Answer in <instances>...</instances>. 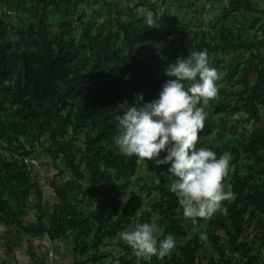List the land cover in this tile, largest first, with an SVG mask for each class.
<instances>
[{"label": "trees", "instance_id": "trees-1", "mask_svg": "<svg viewBox=\"0 0 264 264\" xmlns=\"http://www.w3.org/2000/svg\"><path fill=\"white\" fill-rule=\"evenodd\" d=\"M17 1L19 7L25 6L23 9L33 16L50 8L60 12L59 5L76 10L85 2ZM229 8L254 11L248 2L239 0H230ZM69 27L66 22L61 25L64 30ZM114 27L111 21L95 29L87 24L82 30V40L76 41L68 32L62 31L52 39L43 26L35 23L13 28L8 33L0 21V140L6 143L8 153L30 156L31 151L41 145L40 139L48 135L53 142L46 151L52 161L65 155L64 165L74 181L56 190L57 202L47 223L42 222L45 217L40 214L28 233L35 238L45 235L56 241L68 232H75V251L80 256L93 252V257L73 264L101 263L104 256L100 249L104 239L127 229L133 211L130 201L120 203L122 192L116 189L115 181H124L128 185L140 160L135 156L126 158L118 154L113 139L117 134L115 116L121 114L119 105L125 101L129 106L136 104L140 94L144 103L158 98L162 86L169 79H175L165 73L168 65L177 58L186 59L192 51H206L209 65L219 74L227 71L230 78L236 77L234 82L240 86V91L234 95L233 105L227 100L225 90H219L218 98L210 101L205 127L199 133L198 149L204 146V141L214 130L215 115L228 110L242 111L254 123L264 121V56L259 53L264 39H233L221 29L218 41L211 39L208 42L204 33H191L182 26L177 33V47L167 54L165 46L172 35L167 28H149L147 25L139 29L133 22H118L114 33ZM228 54H231L228 61L220 59V56ZM244 54L248 55V65L240 63ZM67 126L77 132L86 131L83 150L74 151L69 142L62 140L67 134ZM56 138L62 141H56ZM247 142V151L260 166L264 162L259 157V151H264V136L252 135ZM215 152L219 157L227 149L220 148ZM166 155L162 152L160 158ZM77 157L78 163L75 164ZM82 165L86 175L81 172ZM169 168L170 164L158 166L159 171H165L163 182L170 175ZM30 174L31 170L18 160L0 156V214L6 224H18L24 215L32 188ZM82 181L87 183L86 187ZM227 183H231L236 199L234 202L225 201L227 214H215L212 222L224 233L231 254H238L246 260L243 264H255L256 256L250 255L251 247L240 239L247 230L255 227L261 232L264 242V186L250 184L249 178L239 174L237 169ZM80 192L96 202L95 211L87 216L75 206L79 203L77 196ZM160 193L165 202L158 207L168 216V223L159 240L171 234L176 241L177 252L164 260L152 257L150 264H197L199 233L181 243L187 229L178 199L165 187L160 189ZM204 221L198 219L197 223L202 225ZM204 233L220 260L224 261L226 248L220 245V237L209 231ZM89 238L91 241H87ZM28 256L32 264H39L31 251H28ZM137 261L143 262L144 259L132 255L130 261L119 260L120 264Z\"/></svg>", "mask_w": 264, "mask_h": 264}, {"label": "rangeland", "instance_id": "rangeland-1", "mask_svg": "<svg viewBox=\"0 0 264 264\" xmlns=\"http://www.w3.org/2000/svg\"><path fill=\"white\" fill-rule=\"evenodd\" d=\"M230 0H85L84 4L76 10L72 7L64 8L59 5L60 12L48 9L44 13L33 16V14L18 6L17 0L0 1V21L6 27V32L13 28L28 27L30 23L43 26L50 38L59 36L61 31L68 32L76 41L82 40V30L90 24L95 28L101 24L111 21L115 25L113 32H117L116 25L120 23H135L139 29L145 28L147 18L152 17L156 28H167L172 35L168 44L165 46L166 53L170 54L178 45V30L183 26L191 33H204L208 42L219 39L221 29L225 35L233 39L240 37L246 41H257L264 39V0H239L248 2L254 11H245L243 9L233 10L229 8ZM133 7V9H131ZM134 7H137L136 9ZM29 6L26 5V9ZM66 22L69 28L61 29V25ZM259 53L264 56V46L259 48ZM231 54L222 55L220 59L224 62L230 59ZM248 55L244 54L240 60L241 65H248ZM221 79L217 83L219 90H225L227 100L234 104V95L240 91V86L235 84V78H230L227 71L220 73ZM122 105V104H121ZM214 130L204 141V146L213 151L220 148H226L231 154L230 171L226 179L228 182L235 169L238 173L247 176L250 184L264 186V162L260 166L255 164L252 155L247 151L246 144L249 137L264 136V121L254 123L248 116L242 112H227L213 116ZM67 134L62 139L69 142L74 151L84 149L85 130L74 131L71 127H66ZM56 138V141H62ZM52 139L46 135L40 139V146H36L31 155L37 162V167L31 170L29 184L31 190L28 193V201L24 208V215L19 219L18 224H6L0 214V264H32L28 251H31L39 264H73L74 262L84 261L93 257V252H88L80 256L75 251L74 238L75 232H68L64 237L51 241L47 236L41 238L33 237L28 233L32 229L40 214L44 215L43 223L52 212L56 200V190L62 185L74 181L70 171L64 165L65 155H61L56 161L49 157L47 149L50 148ZM6 143L0 140V149L4 151ZM29 151L28 149H26ZM16 154V153H15ZM18 155V154H16ZM10 156V155H9ZM12 158V156H10ZM259 157L264 161V151H259ZM10 159V158H8ZM78 157L74 163H78ZM81 172L86 175L84 165L81 166ZM165 171H159L158 166L153 161L140 160L135 176L131 182L126 185L124 181H115L116 189L122 192L120 203L124 204L130 201V209L133 211V217L126 225V228L134 227L136 223L151 222L156 220L161 232L164 233L168 223V216L158 207L164 204V196L160 189L165 187L169 189L171 181L174 179L170 174L165 182L162 177ZM81 184L86 187V182ZM80 192L77 196L79 203L75 206L85 216L95 211V199L89 195H83ZM8 199L7 194L4 195ZM74 202V201H73ZM72 202V203H73ZM74 204V203H73ZM178 211V210H177ZM213 218V217H212ZM202 222L201 231H209L220 237V245L226 249L224 252V261L213 248L211 242L207 239H200V249L196 253L197 264H243L238 254H231L228 251V241L222 231L214 224L213 219ZM145 219V220H144ZM187 235L181 240L186 242L197 232L192 229L191 220H184ZM28 229V230H26ZM104 239V245L100 252L104 260L99 264H120V259L130 261L133 255L132 250L120 238L119 234ZM160 235L158 237H161ZM251 247L250 255L256 256L255 264L264 263V242H262L261 232L255 227L247 230L240 239ZM87 241H91L89 238ZM177 252L176 249L172 253ZM166 259L169 256L165 257ZM164 260V259H162ZM92 264V263H89ZM132 264H150L149 260L143 262L137 261Z\"/></svg>", "mask_w": 264, "mask_h": 264}, {"label": "clouds", "instance_id": "clouds-1", "mask_svg": "<svg viewBox=\"0 0 264 264\" xmlns=\"http://www.w3.org/2000/svg\"><path fill=\"white\" fill-rule=\"evenodd\" d=\"M149 28L154 27L151 16L147 18ZM169 79L151 102L144 103L142 94L136 104L125 101L118 107L121 114L115 116L117 134L114 145L119 155L126 158L153 161L157 166L170 164L168 173L174 177L169 191L178 199L184 219L191 220L193 230L202 240L198 219L208 220L215 214H227L224 202L236 199L231 183H225L232 156L228 152L217 156L207 147L196 145L199 133L208 118L206 109L210 101L218 98L217 81L221 76L209 65L206 51H192L188 58H177L168 65ZM186 82L188 86L186 87ZM167 155L161 159V153ZM119 238L132 250L138 259H164L176 247L174 237L163 235L156 220L136 223L119 234Z\"/></svg>", "mask_w": 264, "mask_h": 264}, {"label": "built area", "instance_id": "built-area-1", "mask_svg": "<svg viewBox=\"0 0 264 264\" xmlns=\"http://www.w3.org/2000/svg\"><path fill=\"white\" fill-rule=\"evenodd\" d=\"M12 156L13 159L18 160L20 163H22L28 170H34L37 167V162L32 156H18L16 154H11L3 149H0V156H3L5 158H10Z\"/></svg>", "mask_w": 264, "mask_h": 264}]
</instances>
